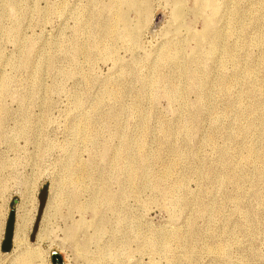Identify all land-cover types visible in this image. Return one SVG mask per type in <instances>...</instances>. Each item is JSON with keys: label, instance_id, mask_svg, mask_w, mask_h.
<instances>
[{"label": "rangeland", "instance_id": "374dc122", "mask_svg": "<svg viewBox=\"0 0 264 264\" xmlns=\"http://www.w3.org/2000/svg\"><path fill=\"white\" fill-rule=\"evenodd\" d=\"M138 1L0 0V264H264V0Z\"/></svg>", "mask_w": 264, "mask_h": 264}, {"label": "water", "instance_id": "95a60500", "mask_svg": "<svg viewBox=\"0 0 264 264\" xmlns=\"http://www.w3.org/2000/svg\"><path fill=\"white\" fill-rule=\"evenodd\" d=\"M47 200H48V188L44 187V189L39 195V209H38L37 218H36V221L33 227V231L30 237L31 242H34L36 239L37 232L39 229V224H40L43 212L45 210ZM14 234H15V212L12 211L10 213L9 220L7 222L5 240H4V244L2 247L5 253H9L12 250L13 242H14Z\"/></svg>", "mask_w": 264, "mask_h": 264}, {"label": "bare ground", "instance_id": "6f19581e", "mask_svg": "<svg viewBox=\"0 0 264 264\" xmlns=\"http://www.w3.org/2000/svg\"><path fill=\"white\" fill-rule=\"evenodd\" d=\"M125 2L129 5V7H136V5L138 4V0H125ZM146 12V11H145ZM121 20L125 21L126 24L129 23L128 21V18L126 15H122L119 17ZM119 18H116V21L119 20ZM126 31L130 32V28L127 27L126 28ZM182 71V69H181ZM169 96L171 98H174V99H178L180 98V88H172L170 91H169ZM180 100V99H178ZM107 198V197H106ZM45 212V211H44ZM43 212V214H44ZM25 216V214H24ZM27 217V216H26ZM37 217V216H36ZM26 219V218H25ZM26 224H24V218H21V212L17 215V220H16V226H15V234H14V244L18 245V246H21V233L24 232L23 229H24V226ZM25 230V229H24ZM39 237L41 236H38V239ZM175 237V236H173ZM164 241H170V238L166 237V240Z\"/></svg>", "mask_w": 264, "mask_h": 264}]
</instances>
